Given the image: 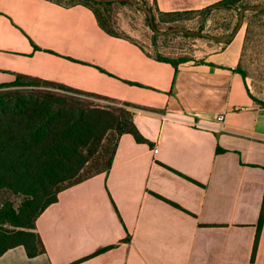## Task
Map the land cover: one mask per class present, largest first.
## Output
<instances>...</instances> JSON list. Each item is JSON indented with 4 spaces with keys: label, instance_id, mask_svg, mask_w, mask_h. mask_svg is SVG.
I'll list each match as a JSON object with an SVG mask.
<instances>
[{
    "label": "crops",
    "instance_id": "0c3cea01",
    "mask_svg": "<svg viewBox=\"0 0 264 264\" xmlns=\"http://www.w3.org/2000/svg\"><path fill=\"white\" fill-rule=\"evenodd\" d=\"M241 30L176 66L109 34L83 2L0 0V85L29 76L132 104L152 143L122 134L110 170L62 190L37 218L45 253L20 245L0 264H264V108L238 71Z\"/></svg>",
    "mask_w": 264,
    "mask_h": 264
},
{
    "label": "trees",
    "instance_id": "16d2710c",
    "mask_svg": "<svg viewBox=\"0 0 264 264\" xmlns=\"http://www.w3.org/2000/svg\"><path fill=\"white\" fill-rule=\"evenodd\" d=\"M75 1L90 6L101 27L109 34L123 36L108 30L103 14L91 5L106 6L116 1ZM242 1L221 0L199 10H204L206 16L218 8L238 10ZM151 2L154 9L161 14L181 12H163L156 7V0ZM153 20L157 28L154 14ZM246 39L248 36H245V41ZM157 57L176 66L180 62L189 61L183 58L173 60L161 55ZM238 71L246 77L241 68V60ZM32 79L35 83H31ZM11 87L23 90L6 92ZM247 90L253 100L260 102L248 88ZM69 94H85L117 101L29 76H19L12 85H0V257L7 250L20 245L24 246L29 257L45 253V245L37 231V218L58 200L62 190L110 170L122 134L131 133L138 142L152 145L133 120L134 113L130 110L132 104L122 103L124 107L114 108L110 105L88 103ZM14 194L23 196L19 209L11 201L10 197ZM263 222L264 201L258 234ZM6 224L14 228L7 229ZM255 252L256 245L253 259Z\"/></svg>",
    "mask_w": 264,
    "mask_h": 264
},
{
    "label": "rangeland",
    "instance_id": "374dc122",
    "mask_svg": "<svg viewBox=\"0 0 264 264\" xmlns=\"http://www.w3.org/2000/svg\"><path fill=\"white\" fill-rule=\"evenodd\" d=\"M63 3H72L75 0H57ZM151 8L155 15L156 25L159 31L164 32L171 27L191 29L194 31H204L214 36H224L231 34L235 29L239 19V10L245 5L262 4L264 0H243L238 10L228 8H218L211 11L208 16L204 10L181 11L169 15L161 14L154 9L151 0H138ZM107 21L108 30L115 31L133 41L139 43L150 53L164 56L173 60L187 59L189 61H199L206 53L211 51L217 41L198 35L187 34L182 31L170 32L167 34H157L149 24V18L140 8L123 1H116L112 5H95ZM241 32L248 36L244 39L241 56V68L246 73L243 77L246 89L260 102L253 100L256 106L264 107V10L255 12L247 11ZM248 33V34H247ZM35 83V80H30ZM23 90L11 87L6 92H17ZM4 92V91H2ZM248 92V90H247ZM249 94V93H248ZM76 99L88 103L110 105L114 108L124 107L122 103L99 98L85 94H69ZM250 96V95H249ZM113 110V109H110ZM133 111V109H130ZM1 198V195H0ZM11 201L19 209L23 201V196L11 195ZM1 204V202H0ZM7 229L14 228L10 224L5 225Z\"/></svg>",
    "mask_w": 264,
    "mask_h": 264
},
{
    "label": "water",
    "instance_id": "95a60500",
    "mask_svg": "<svg viewBox=\"0 0 264 264\" xmlns=\"http://www.w3.org/2000/svg\"><path fill=\"white\" fill-rule=\"evenodd\" d=\"M96 1H124V2H128V3L132 4V5H134L136 7H139L148 16L150 25H151L153 31L155 33H157V34H167V33H170V32L182 31V32H185V33L191 34V35H198V36L211 38V39H213V40H215L217 42H220V43H224V42L230 41L237 35L239 30L243 26L245 13L247 11H255V12H257V11L264 10V3L256 4V5H248V6L242 7L239 10V21H238V24L236 25V27L233 30V32L231 34L218 37V36H214V35H211L209 33H206L204 31H194V30H191V29L179 28V27H172V28L168 29L167 31L161 32L154 25L152 11L144 3H140L138 0H96Z\"/></svg>",
    "mask_w": 264,
    "mask_h": 264
},
{
    "label": "built area",
    "instance_id": "2783aa9c",
    "mask_svg": "<svg viewBox=\"0 0 264 264\" xmlns=\"http://www.w3.org/2000/svg\"><path fill=\"white\" fill-rule=\"evenodd\" d=\"M223 118H224L223 115H220V116L218 117L219 120H223Z\"/></svg>",
    "mask_w": 264,
    "mask_h": 264
}]
</instances>
